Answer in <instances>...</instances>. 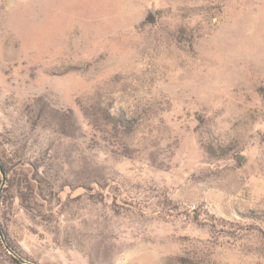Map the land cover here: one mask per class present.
<instances>
[{"label": "rangeland", "instance_id": "rangeland-1", "mask_svg": "<svg viewBox=\"0 0 264 264\" xmlns=\"http://www.w3.org/2000/svg\"><path fill=\"white\" fill-rule=\"evenodd\" d=\"M0 164V264H264V0H0Z\"/></svg>", "mask_w": 264, "mask_h": 264}, {"label": "water", "instance_id": "water-1", "mask_svg": "<svg viewBox=\"0 0 264 264\" xmlns=\"http://www.w3.org/2000/svg\"><path fill=\"white\" fill-rule=\"evenodd\" d=\"M0 176H1V178H2V185H4L5 180H6V174H5V171H4L3 167L1 166V164H0ZM0 241L2 242V244H3L4 248H5V250H6L7 252L11 253V251L9 250V248H8V247L6 246V244H5V241H4V238H3V234H2V232H1V229H0Z\"/></svg>", "mask_w": 264, "mask_h": 264}, {"label": "trees", "instance_id": "trees-1", "mask_svg": "<svg viewBox=\"0 0 264 264\" xmlns=\"http://www.w3.org/2000/svg\"><path fill=\"white\" fill-rule=\"evenodd\" d=\"M116 124L118 125V127H119L120 129H124V130H125V128L127 127V126L125 125V122L122 121V120H118V121H116ZM14 263L18 264V262H16L15 260H14Z\"/></svg>", "mask_w": 264, "mask_h": 264}]
</instances>
